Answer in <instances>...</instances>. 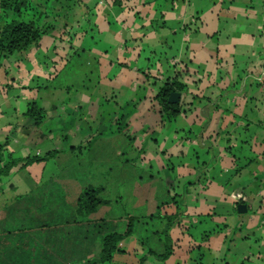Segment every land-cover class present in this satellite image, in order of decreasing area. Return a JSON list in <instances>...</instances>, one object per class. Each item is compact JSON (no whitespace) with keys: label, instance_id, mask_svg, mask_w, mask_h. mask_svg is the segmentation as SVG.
Listing matches in <instances>:
<instances>
[{"label":"crops","instance_id":"1","mask_svg":"<svg viewBox=\"0 0 264 264\" xmlns=\"http://www.w3.org/2000/svg\"><path fill=\"white\" fill-rule=\"evenodd\" d=\"M30 1L53 18L37 13L50 28L0 60V144L15 160L54 156L0 178V259L71 264L79 193L47 167L113 147L119 182L125 168L142 166L156 181L149 188L169 197L152 236L170 254L159 260L155 244L131 231L118 255L136 264L264 261V0H51L49 9V0ZM15 18L0 13V28ZM168 80L186 87L173 121L155 100ZM30 103L43 110L38 126ZM16 175L19 188L5 183ZM102 225V235L81 233L100 239L98 255L104 234L125 231ZM88 254L77 264L96 258Z\"/></svg>","mask_w":264,"mask_h":264},{"label":"rangeland","instance_id":"2","mask_svg":"<svg viewBox=\"0 0 264 264\" xmlns=\"http://www.w3.org/2000/svg\"><path fill=\"white\" fill-rule=\"evenodd\" d=\"M51 2L52 1L49 0L48 4L43 7L49 9ZM37 13L41 22L45 21V15L50 19L45 23L48 24V22L50 23L52 21L53 17L49 11H43L37 8L33 11H28L27 16L24 19L35 18ZM82 78L83 77L78 75L73 80V83H75L74 90L77 91V93L82 89ZM75 157L78 158L80 164L74 161ZM117 159L113 147L97 148L93 149L90 153L83 151L79 154L78 151H74V155L68 157H65V155L61 156L55 161L56 163H50L47 167V172L53 171L55 174L67 175L66 181L62 182V184H65V187L72 192L79 193L78 199L80 200V204L86 200L84 194L85 191L90 188L99 189L98 197L106 201L105 204L98 205L92 213L79 212L81 216H79V214L76 216L77 223L73 225V228L70 227V229L77 234L73 241L75 242L74 247L76 251L79 252H76L75 255L70 254L71 262L68 263L77 264V258L79 257L80 252H84V250L88 251L90 257H97V247L100 243V239L93 238L92 241L88 240L83 242L81 233L86 231L88 234L91 233L94 237L97 234L102 235V233L106 231V228L102 223L107 220H112L118 227L122 226L124 230L126 229L129 218H134L132 221L133 237H148L150 240H148L149 243L152 244H155L157 239L162 240L161 237L154 238L152 233L160 228L157 217L163 214L161 213L163 210H166L165 204L163 206L161 204L168 201L169 197H167L159 187L155 188V191H152L149 188L150 186L152 187L153 182L150 181L149 173L146 168L142 166H137L136 169L132 171L125 168L124 182H119ZM52 167H54V169ZM33 171H31V174L35 173ZM20 180V176H9L5 179V183H14L16 188H19L22 184H20ZM159 184L160 183L157 182V185ZM4 185L5 184L3 183V186ZM153 186H156V181L153 183ZM251 213L252 210L250 208L247 215H251ZM150 215L153 216L152 221L149 219ZM64 241L65 240L62 239V242ZM120 242H122V240ZM152 247L154 248V251L157 252L158 248L159 253L162 252L161 246L155 244V246ZM20 263L21 262H7L6 264ZM163 263L170 264L169 261H163ZM105 264L136 263L134 262V256L122 257L115 252L112 261ZM144 264L154 263L151 260H146ZM212 264H223V262L220 261V259H216ZM245 264H264V261H258L255 258H252Z\"/></svg>","mask_w":264,"mask_h":264},{"label":"trees","instance_id":"3","mask_svg":"<svg viewBox=\"0 0 264 264\" xmlns=\"http://www.w3.org/2000/svg\"><path fill=\"white\" fill-rule=\"evenodd\" d=\"M36 6L30 0H0V13L3 16L8 14L15 15V19L7 22L0 28V60L4 57L11 56L15 53H20L29 48V46L37 43L41 35H43L50 26H39L33 19L25 20L23 15H27L28 11H33ZM46 27V28H45ZM186 91L185 85L176 81L168 80L164 82L159 88L155 96V100L161 112V117L165 121H173L181 111L180 103L169 104L168 97L172 92L183 93ZM27 116H29L35 125H40L44 118L43 110L35 104L30 103L27 107ZM54 153L50 152L44 156H33L23 160H15L10 154L6 153L5 143L0 144V178L6 176L9 171L20 165L25 167L29 164L40 162L53 157ZM98 189H87L84 196L86 200L79 202V212L89 213L92 212L98 205L105 204L106 201L98 197ZM134 218H129L125 231L122 234L115 232L107 233L102 236L101 249L99 255L91 260L86 261L84 264H105L113 259L114 253L117 251V246L120 241L130 235L132 231V221ZM149 255H155L152 251L148 252ZM170 254L168 246H165V252L156 255L159 260H164ZM144 258H140L137 264H143ZM7 262H21L19 260H12ZM0 259V264H6ZM22 264H36L34 261L21 262ZM20 263V264H21ZM65 264V262H64Z\"/></svg>","mask_w":264,"mask_h":264},{"label":"water","instance_id":"4","mask_svg":"<svg viewBox=\"0 0 264 264\" xmlns=\"http://www.w3.org/2000/svg\"><path fill=\"white\" fill-rule=\"evenodd\" d=\"M179 98H180V94L179 93H176V92H172L169 94V97H168V103L169 104H177L179 103ZM245 209L243 208V206H241V208H238V212L241 213V212H244Z\"/></svg>","mask_w":264,"mask_h":264},{"label":"built area","instance_id":"5","mask_svg":"<svg viewBox=\"0 0 264 264\" xmlns=\"http://www.w3.org/2000/svg\"><path fill=\"white\" fill-rule=\"evenodd\" d=\"M261 79V77L260 78H258V80H260Z\"/></svg>","mask_w":264,"mask_h":264}]
</instances>
